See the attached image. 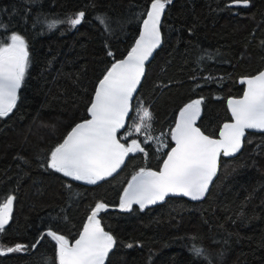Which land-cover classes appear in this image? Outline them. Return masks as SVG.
<instances>
[{
    "label": "trees",
    "instance_id": "trees-1",
    "mask_svg": "<svg viewBox=\"0 0 264 264\" xmlns=\"http://www.w3.org/2000/svg\"><path fill=\"white\" fill-rule=\"evenodd\" d=\"M150 5L0 0V24L6 26L0 40L20 34L29 54L15 107L0 118V203L14 197L0 232V264H58L55 241L41 235L51 230L71 243L98 202L108 207L97 219L115 240L105 264H264V133H247L239 154L220 159L200 201L167 197L120 210L130 177L141 168L157 170L173 146L170 130L185 105L202 99L197 126L212 137L230 119L225 102L242 93L238 78L264 67V0H249L247 7L231 0H171L161 22L162 44L146 64L127 125L117 133L125 146L138 139L144 152L129 153L119 171L95 184L48 167L51 151L88 118L97 82L132 49ZM81 11L84 20L74 28L67 22L46 26V20L67 21ZM140 107L151 120L136 132ZM146 135L153 139L144 143ZM17 244L26 250L6 252ZM193 245L203 254H195Z\"/></svg>",
    "mask_w": 264,
    "mask_h": 264
},
{
    "label": "snow or ice",
    "instance_id": "snow-or-ice-1",
    "mask_svg": "<svg viewBox=\"0 0 264 264\" xmlns=\"http://www.w3.org/2000/svg\"><path fill=\"white\" fill-rule=\"evenodd\" d=\"M170 3L171 0H151V8L143 20V30L135 46L125 59L112 63L99 81L88 108L91 118L76 124L63 142L51 151L48 167L75 180L95 184L112 176L129 153L144 152L135 139L126 147L117 138V133L125 126L130 100L144 75V63L161 42V14ZM231 3L247 7L249 0H231ZM84 17L85 13L81 11L67 21L46 20L45 23L49 30L65 22L74 28L82 23ZM96 19L108 29L104 17ZM0 29H6V26L0 24ZM108 54L112 55L111 52ZM28 63L27 44L22 35L13 32L8 42L0 40V118L7 116L15 107L17 90L21 87ZM241 83L246 84V89L242 97L228 99L232 122L224 123L219 139L205 135L195 126L202 99L193 100L180 110L175 128L170 130L175 147L167 153L160 171L141 168L132 177L121 198V209L129 210L134 203L143 209L148 204L163 201L169 194H182L193 200L205 196L217 173L221 153L224 156L237 153L242 147L246 129L264 130V71L242 78ZM145 119L151 120L148 109H143L141 120ZM147 127H151L150 123ZM135 131L140 132L141 126L137 125ZM151 139L153 137L146 135L144 143ZM13 200L14 197L9 195L0 203V232L9 223ZM107 207L102 202L95 205L79 238L72 244L65 236L51 230L41 235V239L46 235L56 242L58 264H105L115 240L101 227L97 215ZM39 243L37 240L32 247ZM22 250H26V246L17 244L8 247L6 252ZM192 250L197 255L203 254V250L195 245ZM4 251L0 246V255Z\"/></svg>",
    "mask_w": 264,
    "mask_h": 264
},
{
    "label": "water",
    "instance_id": "water-1",
    "mask_svg": "<svg viewBox=\"0 0 264 264\" xmlns=\"http://www.w3.org/2000/svg\"><path fill=\"white\" fill-rule=\"evenodd\" d=\"M231 5H235V4H232V3H231ZM150 8H151V5H150L148 11L150 10ZM148 11H147V12H148ZM164 11H165V10H164ZM147 12H146V15H145L144 19L147 18ZM163 16H164V12L161 14L160 26H159V29H160V36H161V42H160V44H159L155 49H153L152 54H151V56H149L148 60L145 61V63H144V69H145V70H146V64H148V63L153 59L156 50H157V49L161 46V44H162L161 22H162ZM142 30H143V23H142V26H141V28H140V30H139V33H138V35H137V37H136V39H135V41H134V43H133V47L135 46V42H136V40L139 38L140 33H141ZM127 55H128V52H127L122 58H120V59H118V60L125 59V58L127 57ZM116 61H117V60H116ZM261 71H264V67H263L260 71H258L257 73H255V74H253V75H251V76L239 77V78H238V82H239L240 84H242V83H241L242 78L255 76V75H257L258 73H260ZM106 73H107V72H106ZM106 73H105V74H106ZM105 74H104V75H105ZM144 75H145V71H144ZM144 75L141 77L140 83L137 85V88H136L135 92L133 93L132 99L130 100V110H129V114L125 117V121H124L125 126L127 125L128 119H129L130 114H131V111H132V100L134 99V97H135V95H136V93H137V91H138V89H139V87H140V85H141V83H142V80H143V78H144ZM102 78H103V77H102ZM102 78H101V79H102ZM101 79H100V80H101ZM100 80H99V81H100ZM99 81L97 82V84H96V86H95V89H94V93H93V96H92V100H91V102H92L93 99H94L95 91H96V89H97V87H98V85H99ZM242 85H243V90H242V93L240 94V96H237V97H228V98L226 99L225 105H226V108H227V111H228V114H229L230 119L227 120V121H224V122L220 125L219 130H218V132H217V135L214 136V137L211 136L212 138H214V139H219V132H220V130L222 129L224 123H230V122H232L231 111H230V109H229V107H228V103H227V101H228V99H230V98H237V99H238V98H240V97L243 96V93H244V91H245V89H246V84H242ZM17 93H18V90H17ZM90 106H91V103H90L89 107H90ZM179 113H180V111L177 113L176 120H175V124H174L173 128H175L176 121L179 119ZM90 118H91V117H90V114L88 113V118H87V119H90ZM87 119H86V120H87ZM197 120H198V119H197ZM82 121H84V120H82ZM82 121H79V122L75 123V124L69 129L68 132H70L71 129H72L76 124L81 123ZM125 126H124V128H125ZM195 126L198 127V126H197V121H196V125H195ZM124 128H122V129H124ZM173 128H172V129H173ZM198 128H199V127H198ZM122 129H120V130H122ZM120 130H119V131H120ZM201 131H202V130H201ZM68 132H67V134H68ZM202 132H203V131H202ZM249 132H254V133H264V130L246 129V130H245V136L242 138V147H241V149H240L237 153H235V154H233V155H229V156H224L223 153H221V155H220L219 158H218V168H217V173H216V175L213 177V180H212V182H211L210 185H209V189H210L212 183L214 182V180H215L216 177H217V174H218V171H219V167H220V159H221V158H232V157L236 156L237 154H239V153L241 152L242 148H243L245 137H246L247 133H249ZM67 134H66V136H67ZM204 134H205V133H204ZM205 135H207V134H205ZM66 136H65V137H66ZM117 138H118V135H117ZM118 139H119V138H118ZM120 142H121V141H120ZM173 142H174V141H173ZM121 143H122V142H121ZM172 147H175V142L173 143V146H172ZM172 147H171V148H172ZM171 148L168 150V152H170ZM168 152H167V153H168ZM125 158H126V157H125ZM165 159H167V154H166L165 158L163 159L162 163L160 164L159 168H158L157 170H153V171H160L161 168H162V166H163V162H164ZM124 162H125V160H124ZM123 164H124V163H123ZM123 164L120 166V168L117 169V171H119V170L121 169V167L123 166ZM151 170H152V169H151ZM117 171H116V172H117ZM138 172H139V171H138ZM136 173H137V172H136ZM136 173H134V174L130 177L128 183L131 181L132 177H133ZM128 183L126 184V186H125V188H124V190H123V192H122V195H121V197H120V202H121V198H122L123 195H124V191H125V189L128 187ZM209 189H208V191H209ZM208 191H207V192H208ZM206 194H207V193H206ZM206 194H205V195H206ZM167 197H182V198L187 199V200H189V201H200V200L203 199L205 196L202 197L201 199H198V200H193L191 197L184 196V195H182V194H169V195L166 196L165 198H167ZM159 202H160V201H157L155 204H157V203H159ZM155 204H148V205H146L145 207L154 206ZM133 205H136V206L139 207L138 204H135V203H134ZM120 210H121V211H124L125 209H121V208H120ZM91 213H92V211L90 212V214L87 216L86 220L84 221V223H83V225H82V227H81V229H80L78 235L76 236V238H75L70 244L74 243L75 240L79 238V234L83 231V227H84V225L88 222V217L91 215ZM47 231H48V230H47ZM47 231H45V234L47 233ZM50 238H51V237H50ZM51 239H52V238H51ZM52 240H53V239H52ZM55 243H56V242H55Z\"/></svg>",
    "mask_w": 264,
    "mask_h": 264
},
{
    "label": "rangeland",
    "instance_id": "rangeland-1",
    "mask_svg": "<svg viewBox=\"0 0 264 264\" xmlns=\"http://www.w3.org/2000/svg\"><path fill=\"white\" fill-rule=\"evenodd\" d=\"M143 109H145V108H143V107H140V108H139L140 115L138 114L137 124H136V126H137V125H140V126H141V130H142V128L145 126V125L142 123V122H144V120H141V117L143 116ZM143 125H144V126H143ZM127 135H128V133L125 134V136H127ZM131 140H132V139H131ZM131 140L128 141V143L126 144V147L128 146V144L131 143ZM135 140L138 141V139H135ZM138 143H139V141H138ZM81 181H83V180H81ZM84 182H86V181H84Z\"/></svg>",
    "mask_w": 264,
    "mask_h": 264
}]
</instances>
